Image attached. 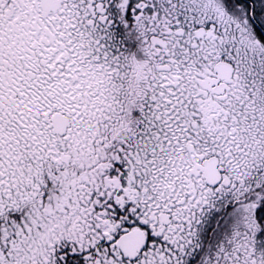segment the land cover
Masks as SVG:
<instances>
[{
  "label": "snow or ice",
  "instance_id": "obj_1",
  "mask_svg": "<svg viewBox=\"0 0 264 264\" xmlns=\"http://www.w3.org/2000/svg\"><path fill=\"white\" fill-rule=\"evenodd\" d=\"M0 264H264V0H0Z\"/></svg>",
  "mask_w": 264,
  "mask_h": 264
}]
</instances>
